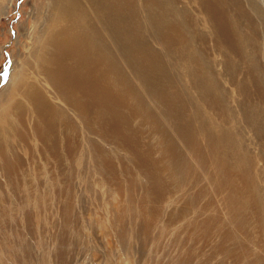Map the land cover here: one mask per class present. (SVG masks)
<instances>
[{
    "label": "bare ground",
    "instance_id": "1",
    "mask_svg": "<svg viewBox=\"0 0 264 264\" xmlns=\"http://www.w3.org/2000/svg\"><path fill=\"white\" fill-rule=\"evenodd\" d=\"M11 1L0 0V14ZM41 3L34 44L3 87L9 110L0 113V140L18 135L34 155L31 137L42 157H88L113 176L110 142L129 174L126 211L136 224L121 223L125 211L113 208L116 236L130 229L144 242L153 227L175 247L184 236L170 264H207L219 251L231 264H264V165L251 146L263 144L264 160V0H196L198 11L187 0ZM2 147L0 169L18 189L22 157L10 161ZM0 209V219L12 220L8 206ZM164 216L168 229L158 225Z\"/></svg>",
    "mask_w": 264,
    "mask_h": 264
},
{
    "label": "rangeland",
    "instance_id": "2",
    "mask_svg": "<svg viewBox=\"0 0 264 264\" xmlns=\"http://www.w3.org/2000/svg\"><path fill=\"white\" fill-rule=\"evenodd\" d=\"M42 1L44 0H12L4 8V13L0 14V113L9 110V101L5 97L6 91L3 87L10 76V69L13 65L15 67V64H17L16 69L18 68L21 58L28 54V50L34 44V36L39 28L36 8L42 4ZM187 1L191 2V5L196 4L197 7L192 6L197 11L199 10L196 0ZM261 63L264 70L263 58H261ZM242 68L238 70V77L242 75ZM226 77L229 79L227 86L233 91L234 84L228 75ZM251 88L254 89V86ZM234 94L237 98L241 96L235 91ZM1 122L2 120L0 125ZM23 128L29 133V124ZM81 136L82 134L79 136L80 150L83 146ZM29 139H31L30 144L31 148L33 147L34 155L30 152L29 154L33 156L24 153L22 139L18 135L11 136L10 142L0 140V145L3 146L2 148L10 161L14 160V155L20 154L22 157L17 164L16 172L18 174L14 175L15 178L13 177L16 182L22 183L18 189L10 186L9 178L0 169V205L8 206V214L12 216V220L7 217L0 219V245H2L0 246V264H159L160 261H165L161 264H170V259L178 256L179 246L182 244L184 236L180 237V245L176 244L175 247L171 241H168L170 240L168 235L163 238L158 237L157 231L153 227L149 231V238L146 239L148 243L137 241V237L132 236L130 229L124 231L127 238H119L114 233L115 228L110 227L109 223L114 213L113 208L125 211V217L119 220L121 223L124 221L129 223V226L136 225L129 219L126 211L128 207L124 192H126V180L129 178V174L125 172L121 174L120 168L123 166V162L114 157V148L116 147L114 144L110 142L105 144L113 150L110 154L116 172L112 176L108 172V174L97 172L88 157H85V162L82 161L84 158H80L82 160L77 158L80 161L75 162L67 156L59 162L49 156H47L48 158L42 157L38 153L37 141H33L31 137ZM101 142L104 143L102 140ZM258 142V139H255L251 146L258 150L257 156L260 163L264 165V160L260 157L263 144ZM116 150L128 157V153L123 149L116 148ZM124 164L130 170L129 172L135 174L136 166L133 160H128ZM33 166L34 168H32ZM46 178L50 182L52 181V184H47ZM168 179L170 186L177 185L172 178ZM118 181H121L122 184L118 185ZM40 182H44V185ZM58 182L60 183L56 186ZM171 195V192L166 194L168 200ZM37 196H39V200H37ZM41 197L42 199H40ZM26 198H29L31 203L23 205ZM167 201L160 204L162 210L166 212L169 210L164 205ZM218 202L219 204H217ZM216 204V212H223L224 214L220 215L226 217L227 209L221 199L218 198ZM1 212L0 209V216H2ZM166 218V216L164 219L162 217L163 223L157 224H162L168 229ZM216 239L218 237H213V241ZM139 242L144 246L147 245L143 248ZM158 243L159 248L155 245ZM141 248L142 250L139 252ZM205 249L207 251L208 247ZM223 253L217 252L211 260L207 261V264H231V258ZM197 259L198 257L195 258V260ZM220 259L223 261L220 262Z\"/></svg>",
    "mask_w": 264,
    "mask_h": 264
}]
</instances>
